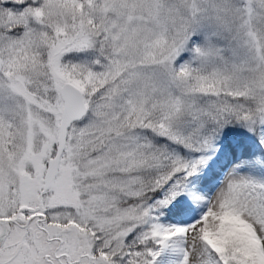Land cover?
Wrapping results in <instances>:
<instances>
[{"label": "snow or ice", "instance_id": "obj_1", "mask_svg": "<svg viewBox=\"0 0 264 264\" xmlns=\"http://www.w3.org/2000/svg\"><path fill=\"white\" fill-rule=\"evenodd\" d=\"M0 264H264V0H0Z\"/></svg>", "mask_w": 264, "mask_h": 264}]
</instances>
